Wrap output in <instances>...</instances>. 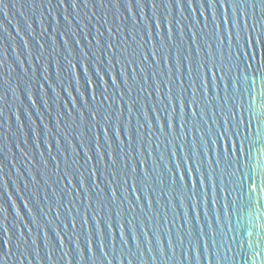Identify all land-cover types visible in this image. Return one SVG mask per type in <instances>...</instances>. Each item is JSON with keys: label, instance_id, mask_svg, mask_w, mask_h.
<instances>
[{"label": "water", "instance_id": "water-1", "mask_svg": "<svg viewBox=\"0 0 264 264\" xmlns=\"http://www.w3.org/2000/svg\"><path fill=\"white\" fill-rule=\"evenodd\" d=\"M249 2L240 0L238 14L252 11ZM215 11L213 21L208 0L190 5L181 0L179 6L177 0H103V6L99 0H78L76 7L72 0L62 6L59 0H2L0 257L6 264H264V183L259 181L264 179V83L249 71L248 86L234 93L229 84L225 93L221 84L219 99L209 83L205 92L211 102L204 104L202 119L196 122L191 106L180 112L177 106L181 121L188 116L184 139L178 123L176 138L159 131L167 132L177 50L182 64L191 52L194 68L197 48L205 60L211 52L217 63L237 54L218 3ZM256 19L261 20L259 10ZM183 83L190 98L188 81ZM225 96L228 106L236 101L237 118L240 104L244 118H254L250 153L241 164L245 173L257 176V191L245 193L243 200L232 182H239V174L230 175L235 165L228 168L223 160L213 172L212 162L235 147L209 135L225 122L227 106L220 110ZM202 135L213 140L212 151L200 150L204 164L195 165L197 173L187 155ZM179 164L183 171L176 173ZM133 166L138 179L125 188L121 175H130ZM144 172L148 181L141 183ZM205 174L212 187L193 212L192 186ZM212 228L215 247L208 235ZM201 233L207 252L201 241L196 260L190 240Z\"/></svg>", "mask_w": 264, "mask_h": 264}, {"label": "snow or ice", "instance_id": "snow-or-ice-1", "mask_svg": "<svg viewBox=\"0 0 264 264\" xmlns=\"http://www.w3.org/2000/svg\"><path fill=\"white\" fill-rule=\"evenodd\" d=\"M101 6H103V0H99ZM181 0H177V6L180 5ZM192 0H189V5L191 4ZM0 3H2V0H0ZM78 3V0H72V7H76ZM217 3L219 4L220 9L224 10V25H227V33H228V41L230 45L232 43L236 46V55L232 57L228 63H225L223 59L220 60L219 63L212 57V53L209 52V58L205 60L200 53V49L197 48L196 50V67H193V57L191 52L188 53L187 56L184 57V64L181 63L180 57H179V50H177V58H176V80L170 81L171 84L175 85V89L171 86L168 87V93H167V106L171 108L170 111H168L167 114V132L165 131V128L162 127L159 129L161 135H174V137H177L176 132V125L179 124V136L181 139H184L186 137L185 133V127L188 121V116L186 113H184L185 119L181 121L179 119L178 113H177V106L180 112L183 108H188L191 106L192 108V116L196 118V122L198 117L203 118L206 114V108L204 106L205 103H210L211 98L206 95L205 89H207V92L209 90V83L211 85V90L213 92H216L217 98L219 99V92L217 91L221 84L224 86L225 93L228 92L229 84L231 85L234 93H238L240 90V86L244 87L245 85L248 86V72L253 71L255 74L259 77V80L261 83H264V0H250L248 3V8L252 11L249 13V11H241L238 14V9L242 7L240 0H208V7L212 10V20H217L216 11L213 14V9L216 10ZM60 6L64 4V0H59ZM232 10L231 18L229 19L227 17V9ZM257 10H259V14L261 17L260 21H257ZM203 15V13H201ZM207 27V25H205ZM131 35V33H130ZM133 39L135 37L133 36ZM195 43V40L193 41ZM109 49H111L112 45H108ZM161 50H163V46L161 47ZM153 60H156V52L153 50ZM147 58L145 57V62ZM119 62V61H118ZM158 62V61H157ZM131 63V62H130ZM165 63H168V57L165 56ZM245 64V70L243 73L240 71V65ZM187 67V74L185 75L184 67ZM255 65V67H254ZM137 67H140L141 73H143L144 69L142 66L137 65ZM171 68H169V73H171ZM123 76V72L121 73ZM135 71L133 72V79H135ZM210 78V81H209ZM188 81L189 87L191 89V96L190 98H187L185 96V87H184V80ZM125 82L127 83V79L125 78ZM197 82H199L200 88L197 89ZM226 82V84H225ZM115 83V81H113ZM256 81L253 79L252 86L255 87ZM177 89H179V92H177ZM224 104H221L220 110L224 111L225 106H227V116L225 117V122L220 126L219 131L214 130L210 131L209 135L211 137H215V142L219 143L221 138H223L225 141L229 143L235 144V147H230L228 150V153L225 155H221L220 160H215L212 163L216 165V167L213 168V172L217 170L219 167V164L221 161L226 160L228 168H232L233 165H235V170L230 173L231 176L234 178L239 174L240 179L237 183L235 179H233V183L236 184V187L239 189L238 197L240 200L244 199L245 193H254L257 191V176L249 175V173H245L241 164L242 157L243 159H247L250 153L249 149V139L250 135L253 136V122L254 118L252 116H248L247 119L244 118L243 112H246L243 108L242 104H240L239 108L242 110L241 115L239 118H237V105L236 101L232 102V105L234 106H228L227 101L228 97H223ZM161 103H163L161 101ZM163 110V109H162ZM129 112L131 113V105L129 106ZM147 119V117H145ZM95 119V117H93ZM105 119H108V117H105ZM160 119L157 117V124L159 123ZM216 121H213V124H215ZM255 125L257 128L256 135L258 134V128H259V121H255ZM103 127V125H101ZM149 127V125H148ZM183 129V132L181 131ZM149 130L151 128L149 127ZM137 132H139V129H137ZM105 143L108 142V136L107 133H105ZM140 137V136H139ZM138 137V138H139ZM117 138V136H116ZM142 141L139 143L142 145ZM169 144H172L173 141H168ZM213 143V140H209L207 136L202 135L199 136V142L197 143L196 140L192 143V153L191 155H187V160L191 161V170L193 172H199L200 169L196 168L195 165L199 163L201 165V168L204 164V151H200L201 149H204L205 147L208 148V151L211 152L212 148L211 145ZM129 145H131V138H129ZM159 147V145H157ZM138 154L142 157L143 153L140 151L139 148H137ZM97 154L99 155V149H97ZM131 155V153H129ZM151 155V153H150ZM199 157L200 159L197 160L196 157ZM102 159V157H101ZM109 159L111 160L113 166L116 165V160L114 159L112 153H109ZM123 156L121 157V160H123ZM161 159L163 157L161 156ZM176 173L178 171H183L182 165L176 166ZM171 172V170H170ZM66 175H69L66 173ZM81 175H83L81 173ZM92 175H95V172H93ZM115 178V176H114ZM169 178L175 183V176L172 174L169 176ZM137 169L135 166L131 169V174L125 177L124 174L121 175L122 180V186L127 188V185L129 183V180H132L133 182L137 181ZM148 181V174L147 172H144L143 179L140 181L141 183H146ZM246 181V183H245ZM260 183H264V179L259 178ZM70 184L71 181H68ZM82 186V185H81ZM180 187L183 189L186 186L181 185ZM212 187V181L209 177V174L204 175L203 180H199V184L195 186H192V210L193 212H196L197 209H199L204 201L205 197L209 196V189ZM146 190V189H145ZM235 190V189H233ZM136 187L132 188V192H136ZM198 194V196H197ZM229 196H231V192H229ZM147 199V197H145ZM113 202L116 200V192L114 190L113 192ZM139 201V198H137ZM236 201H233V204ZM151 207V204H149ZM84 223H87V220L84 221ZM185 223L188 225H191L192 221L191 218L188 216V213L185 215ZM197 223H199V219L197 218ZM73 227H75V224H73ZM99 231V228H97ZM208 235L213 240V247H215V230L212 228L211 232L208 233ZM191 236V232H190ZM201 241L205 242V252H207V241H205L204 234L201 233L199 238H192L190 240V249L192 252L196 253V260L200 259L199 257V247ZM235 243V241H233ZM7 244V242H5ZM223 247V245H221ZM242 247V245H241ZM0 264H6V261L3 257H0Z\"/></svg>", "mask_w": 264, "mask_h": 264}]
</instances>
